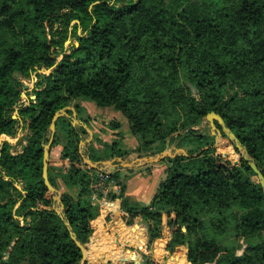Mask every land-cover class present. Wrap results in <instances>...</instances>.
<instances>
[{
	"label": "trees",
	"instance_id": "trees-1",
	"mask_svg": "<svg viewBox=\"0 0 264 264\" xmlns=\"http://www.w3.org/2000/svg\"><path fill=\"white\" fill-rule=\"evenodd\" d=\"M38 69L52 72L19 111L27 146L16 154L0 143V264L82 261L42 175L53 117L74 104L80 115L78 101L121 113L135 152L153 157L168 140L189 155L215 145L188 128L220 114L264 176V0H0V139L17 135L21 79ZM56 130L51 150L63 149L58 166L50 156V184L91 264H142L134 251L152 246L169 264H264V191L224 133L216 148L162 161L149 204L132 203L120 172H109L121 192L101 211L100 172L80 155L85 129L61 117ZM97 144L90 161L127 157L119 141Z\"/></svg>",
	"mask_w": 264,
	"mask_h": 264
},
{
	"label": "water",
	"instance_id": "water-1",
	"mask_svg": "<svg viewBox=\"0 0 264 264\" xmlns=\"http://www.w3.org/2000/svg\"><path fill=\"white\" fill-rule=\"evenodd\" d=\"M72 111L73 112V121L72 124L74 127H83L90 135V139H87V141H81L80 143V155L84 162L91 168L97 170V171H103L105 167H107L111 172H115L117 169H130L133 170L135 167H143L147 165H156L164 161L166 158H171L174 159L178 156H184L187 158H192L196 157L199 154H202L203 152L209 150L210 148H216L222 144V134L224 133L231 141H233L236 145V148L243 153V157H245L246 160L249 161L251 168L257 175V178L260 180L263 191H264V176L262 172L259 170L257 164L253 159L248 157V153L246 149L241 145L238 137L233 134V132L226 126L224 119L217 113H209L206 117V124H209L212 129V135L215 136L216 138V144L213 146L205 147L201 149V151L197 154L194 155H189L186 149L184 148H178L175 149L174 151L170 150V144L169 140L167 141L166 148L165 150L160 153L153 156H143L139 155L138 158L134 162H126L122 158H115L112 159L111 161H102V162H93L90 161V159L85 157V155L82 152V147L91 144L92 143V138H93V132L90 130V128L83 123L82 121H78L76 119L77 113L74 108L72 107H67L59 112H57L52 120V123L50 125V139L48 144L44 146V159H43V182L45 186L48 188L50 193L54 195V201L56 202V205L54 207V211L60 216V218L64 221L65 226L69 232V235L71 236V239L73 242L76 244V246L82 251V261L80 264H87L88 261V249L77 239L76 234L72 230V227L70 223L65 219L64 216V204L62 202L61 196L62 193L58 191L52 184H50L49 180V161H50V152H51V147L56 135V128H57V121L59 118L67 116V111ZM188 130H194V131H199L196 128L189 127ZM25 146H23V149ZM118 163V164H117ZM59 206V207H57Z\"/></svg>",
	"mask_w": 264,
	"mask_h": 264
},
{
	"label": "crops",
	"instance_id": "crops-1",
	"mask_svg": "<svg viewBox=\"0 0 264 264\" xmlns=\"http://www.w3.org/2000/svg\"><path fill=\"white\" fill-rule=\"evenodd\" d=\"M80 106L82 107L83 116L86 118L91 117L94 118L93 124H95L93 128L94 138H99L104 142H112L115 138V134L123 132L126 138H129L128 132H130L129 123L126 118L119 112L115 111L112 108H102L96 107V105L92 102L87 101H78ZM74 108V106L72 107ZM108 110V111H107ZM113 110V111H112ZM73 113V112H72ZM116 121L120 123L121 129L120 131H110V128H105L106 131H100L96 127L101 125V123L106 122L108 124L109 121ZM81 121V120H80ZM22 121L19 123L17 127V135L15 137L3 136L2 142H9L13 150L17 146L18 142H22V139L25 138V142L28 139V127L24 129V123ZM128 131V132H127ZM132 135V134H131ZM90 139V138H88ZM87 141V140H85ZM14 142V143H13ZM24 142V143H25ZM90 144L83 146L82 152L84 155H87V148ZM23 148V146H20ZM62 146H56L51 150L50 156L58 163L62 153ZM138 154L132 153L128 155L124 159L126 162H134L138 158ZM89 155H87V158ZM118 164V163H117ZM108 170V169H107ZM165 170L166 166L161 165H147L143 167H135L133 170L130 169H117L125 181L126 185V196L132 201V203H142L149 204L154 198L156 192L159 189L160 184L165 179ZM104 171H106L104 169ZM110 171V170H109ZM100 172V171H99ZM111 172V171H110Z\"/></svg>",
	"mask_w": 264,
	"mask_h": 264
},
{
	"label": "rangeland",
	"instance_id": "rangeland-1",
	"mask_svg": "<svg viewBox=\"0 0 264 264\" xmlns=\"http://www.w3.org/2000/svg\"><path fill=\"white\" fill-rule=\"evenodd\" d=\"M78 33L79 34H81V30H79L78 31ZM76 43V41H75V39H72V40H70V41H68L67 43H66V50H69V46L71 45V43ZM61 58L62 57H60L59 58V61L61 60ZM52 72V69H38L36 72H34L33 74H32V76L29 78V79H21V82H22V84L24 85V87H23V90H22V93H21V100L19 101V103H18V105H17V107L15 108V111L13 112V118L14 119H18L19 120V122H18V126H19V123L20 122H22V121H25V120H23L22 118H21V116H20V114H19V111H20V109L21 108H24V107H28V106H30V104H31V102L32 101H34L35 100V96L36 95H34V90L36 89V84L40 81V79H39V77H38V75H46V76H48L50 73ZM76 104H74V105H72V106H70V107H73V106H75ZM80 105V104H79ZM97 107V106H96ZM108 111V110H107ZM113 111V110H112ZM77 113V112H76ZM64 117H66L67 119H69L71 122L73 121V113H71V114H68L67 113V116H64ZM76 119L78 120V121H82L83 123H85L89 128H90V130L93 132V128H94V126H95V124H93L92 122H93V120H94V118H91V117H88V118H86L85 116H83V113H81L80 115L77 113V116H76ZM84 120H87V123L84 121ZM116 121H109L108 122V124L106 123V122H103V123H101V125H99V126H97L96 128L98 129V130H100V131H106V129L105 128H110L109 130L110 131H120V130H114V129H112V124L113 123H115ZM24 123V129L23 130H25V128H27L28 127V125H29V123L28 122H23ZM17 126V127H18ZM78 127V126H77ZM28 129V128H27ZM196 129L198 130L199 129V131L200 132H204V133H209L210 132V134L212 133V129H211V126L209 125V124H206V120L197 128L196 127ZM86 131V130H85ZM18 132V131H17ZM128 132V131H127ZM118 134H121V136L120 137H118L117 135ZM118 134H115V138L112 140V142H114V141H119V143H120V149L122 150V151H124V152H126L127 153V156L128 155H130V154H132V153H136L135 152V150L137 149V147H138V145H139V143H138V140L133 136V135H131L130 134V132H128V134L130 135L129 136V138H126L125 137V134L123 133V132H120V133H118ZM177 135V134H176ZM212 135V134H211ZM28 136H29V129H28ZM3 137V136H2ZM2 137H1V139H0V143H3L2 142ZM215 137V136H214ZM88 138H90V135H89V133L86 131V135H84L83 136V141H85V140H87ZM100 141H102L101 139H99V138H94V134H93V138H92V143L97 147V143L99 142L100 143ZM25 142V138L24 139H22V142L20 143V142H18L17 143V146L15 147V150H13V152L14 153H21L22 152V150H24L23 148H21L20 146H27V140H26V142ZM110 142V141H109ZM109 142H107V143H109ZM112 142H110V143H112ZM215 142H217L216 141V138H215ZM14 143V142H13ZM91 143V144H92ZM169 144H170V141H169ZM83 148V147H82ZM175 149H178L177 148V146H176V144H170V150H172V151H174ZM87 155L89 154L88 153V150H87V153H86ZM137 154V153H136ZM87 155H85V157H87ZM139 155V154H138ZM143 156H146V155H143ZM89 158V157H88ZM87 158V159H88ZM115 159V158H114ZM112 159H110V160H106V161H111ZM51 163H52V165L54 166V167H56V166H58V163L51 157V161H50ZM156 165H158V164H156ZM159 165H161V166H166V168H167V164H165V163H159ZM105 170H106V172L108 171V172H110L109 171V169L107 168V167H105L104 168ZM108 169V170H107ZM104 171V170H103ZM101 172V171H100ZM111 173V172H110ZM19 189H23V186L22 185H18L17 186ZM62 188H64L65 189V187L62 185ZM100 191H102V193L104 194V191L103 190H100ZM119 192H121V191H117L116 193H119ZM108 194V193H107ZM94 201H95V203H97V204H99L98 203V201L96 200V199H94ZM107 202V201H106ZM105 202V203H106ZM105 203H103V204H99V206L101 207V211H103V208H104V205H105ZM57 207H59V206H57ZM139 224L141 225V233H142V235L143 236H145L146 234H148V226H147V224L143 221V220H140L139 221ZM89 253V252H88ZM134 253L138 256V258H139V260H140V262L142 263V264H146V259H145V257H146V255H149L153 260H155V261H158L160 264H169V260L167 259L168 257H163V256H159L157 253H156V250H155V248H154V246H152L151 247V251L149 252V254H148V252H147V248L145 247V248H143V249H141V250H135L134 251ZM91 260H92V258H91ZM91 260H90V256H89V254H88V261H87V263L89 262L90 264H91Z\"/></svg>",
	"mask_w": 264,
	"mask_h": 264
},
{
	"label": "built area",
	"instance_id": "built-area-1",
	"mask_svg": "<svg viewBox=\"0 0 264 264\" xmlns=\"http://www.w3.org/2000/svg\"><path fill=\"white\" fill-rule=\"evenodd\" d=\"M100 177V182L98 184V190H103L104 191V197L102 199H98L96 196L94 197V199H96L98 201V203L103 204L105 203L106 200V195L107 193H109L110 191H121V187L120 185L116 184L113 180H110L109 177V172L107 171H101L99 174ZM108 182V184L106 185V183Z\"/></svg>",
	"mask_w": 264,
	"mask_h": 264
},
{
	"label": "bare ground",
	"instance_id": "bare-ground-1",
	"mask_svg": "<svg viewBox=\"0 0 264 264\" xmlns=\"http://www.w3.org/2000/svg\"><path fill=\"white\" fill-rule=\"evenodd\" d=\"M89 254V253H88Z\"/></svg>",
	"mask_w": 264,
	"mask_h": 264
}]
</instances>
